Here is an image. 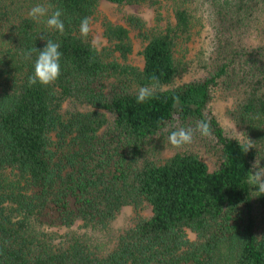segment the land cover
<instances>
[{
  "label": "trees",
  "instance_id": "16d2710c",
  "mask_svg": "<svg viewBox=\"0 0 264 264\" xmlns=\"http://www.w3.org/2000/svg\"><path fill=\"white\" fill-rule=\"evenodd\" d=\"M101 1L0 0V264H264V195L248 182L256 161L264 167V0H166L163 27L136 16L106 24L107 55L79 32ZM38 4L61 9L63 34L29 17ZM204 22L210 56L185 82L180 49ZM133 31L142 68L126 63ZM47 39L60 45L61 74L29 86ZM153 74L154 98L138 104ZM217 98L233 101L244 141L217 116ZM200 120L211 137L169 144ZM126 207L136 217L115 231Z\"/></svg>",
  "mask_w": 264,
  "mask_h": 264
},
{
  "label": "rangeland",
  "instance_id": "374dc122",
  "mask_svg": "<svg viewBox=\"0 0 264 264\" xmlns=\"http://www.w3.org/2000/svg\"><path fill=\"white\" fill-rule=\"evenodd\" d=\"M157 1V3H152L148 0L147 2L141 4L117 5L102 0L100 2L97 13L91 21V40H98L101 47L100 52H103L107 55V52L111 50V44L104 36L106 24L127 25L126 18L128 16H136L143 19L148 28L165 26L168 21L173 20L172 11L170 7H168L166 0ZM136 34V32H132L131 37L133 43V53L129 56V59L126 63L142 68L143 43L136 37ZM210 38L209 26L206 22H204L203 25H199V27H196L194 29L192 41L185 44L183 49H180L181 54L179 57L183 58L184 61L188 62L191 66L190 73L187 74L183 81H191L200 76L201 67L210 56ZM252 42L257 43L258 39L254 38ZM232 105V100L224 98H217L213 103L214 110L217 116L222 121L223 125L229 130L230 133L244 141L245 138L243 137L242 132L227 115V112L232 107ZM204 159L211 170H214L216 168L215 159L209 156H204ZM143 214L146 216L150 214V210L148 207L143 211ZM135 217L136 213L134 209L131 207H126L114 221L113 228L115 229V231H119L128 226ZM191 237L194 238V236L192 235Z\"/></svg>",
  "mask_w": 264,
  "mask_h": 264
},
{
  "label": "clouds",
  "instance_id": "9594fccd",
  "mask_svg": "<svg viewBox=\"0 0 264 264\" xmlns=\"http://www.w3.org/2000/svg\"><path fill=\"white\" fill-rule=\"evenodd\" d=\"M52 5H35L29 10V17L36 23L44 22L48 29H54L58 33L63 34L65 25L61 16L63 15L61 9L56 8L51 11ZM50 13V14H49ZM46 19H43L45 18ZM91 18H82L79 26L80 36L87 39L91 27ZM45 39L44 37H41ZM46 46L43 50L29 49L23 53L25 60H30L33 52L38 51V56L35 59L33 66V74L28 78L29 86L36 85L39 83L42 86H48L53 84L61 74V56L62 53L59 51L60 45L51 39L46 40ZM92 48L94 51L99 52L101 50L99 41L94 39L92 41ZM150 79L153 81L152 85L139 87L136 94V102L143 104L148 100L154 98L155 87L159 83V78L153 74ZM199 133L202 137H211L213 135L211 125L205 120H200L196 123L195 128H178L171 131L168 136V142L175 148H181L184 145L193 142L194 135ZM252 141V140H250ZM250 148H254L251 143L244 149L247 152ZM248 182L250 185L255 186L259 195H264V167H260L257 161L252 165V169L248 173Z\"/></svg>",
  "mask_w": 264,
  "mask_h": 264
}]
</instances>
